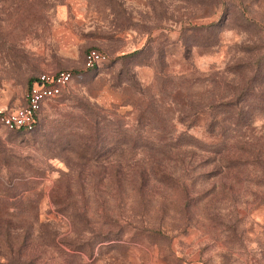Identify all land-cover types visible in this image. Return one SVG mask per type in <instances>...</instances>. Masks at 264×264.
<instances>
[{"label":"rangeland","instance_id":"rangeland-1","mask_svg":"<svg viewBox=\"0 0 264 264\" xmlns=\"http://www.w3.org/2000/svg\"><path fill=\"white\" fill-rule=\"evenodd\" d=\"M61 70L0 122V264H264V0H0V113Z\"/></svg>","mask_w":264,"mask_h":264},{"label":"built area","instance_id":"built-area-1","mask_svg":"<svg viewBox=\"0 0 264 264\" xmlns=\"http://www.w3.org/2000/svg\"><path fill=\"white\" fill-rule=\"evenodd\" d=\"M108 59V55L97 49H90L85 58L86 68H96ZM72 71L42 72L28 87L25 104L16 109L0 113V122L10 130L32 131L40 118L43 105L58 98L68 89Z\"/></svg>","mask_w":264,"mask_h":264},{"label":"trees","instance_id":"trees-1","mask_svg":"<svg viewBox=\"0 0 264 264\" xmlns=\"http://www.w3.org/2000/svg\"><path fill=\"white\" fill-rule=\"evenodd\" d=\"M100 51V50H99ZM103 52V51H102ZM72 74H73V72H72ZM37 76H35L34 78H32L31 80H30V83H29V85H31L32 84V82L34 81V79L36 78ZM72 79H73V77H72ZM66 91V90H65ZM64 91V92H65ZM64 92H63V94H64ZM62 94V95H63ZM62 95H60V96H62ZM59 96V97H60ZM39 121H40V118H39V120H38V124H39ZM38 124L36 125V127L38 126ZM3 125V124H2ZM36 127H35V129H36ZM14 131H24V130H14Z\"/></svg>","mask_w":264,"mask_h":264}]
</instances>
